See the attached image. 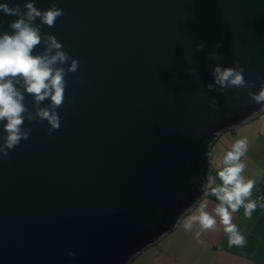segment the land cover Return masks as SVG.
I'll return each mask as SVG.
<instances>
[{
    "label": "water",
    "instance_id": "1",
    "mask_svg": "<svg viewBox=\"0 0 264 264\" xmlns=\"http://www.w3.org/2000/svg\"><path fill=\"white\" fill-rule=\"evenodd\" d=\"M55 3L32 51L53 34L69 53L59 127L25 92L29 135L0 156V264H127L204 194L217 136L263 111L250 91L264 82V0ZM16 18L0 11V32ZM216 64L246 83L221 89Z\"/></svg>",
    "mask_w": 264,
    "mask_h": 264
},
{
    "label": "clouds",
    "instance_id": "2",
    "mask_svg": "<svg viewBox=\"0 0 264 264\" xmlns=\"http://www.w3.org/2000/svg\"><path fill=\"white\" fill-rule=\"evenodd\" d=\"M23 7L21 11L19 6L11 5L8 0H0V11L17 17L9 21L12 31L0 32V127L3 128L0 156H6L8 150L17 145L21 138L29 135L30 130L23 128L25 92L31 94L36 102L48 98L52 107L37 106L36 116L41 120L46 119L49 133L59 127L60 117L56 109L65 98V68L62 65L69 59V53L63 49L62 42L53 34H47L44 37V51H32L42 39L40 28L33 21L39 17L41 23L53 25L62 14V9L56 6L55 0L43 10L36 7L34 0H24ZM202 46V42L196 45L197 48ZM77 68L78 60L71 58L67 70L75 72ZM213 83L221 89L244 85L243 68L239 65L216 64L213 66ZM213 83H208L207 87L212 88ZM17 85H22L23 90ZM250 96L257 102H264V82L256 91H250ZM27 118L31 120L32 113L28 112ZM246 150V138L235 140L224 150L219 161L214 164L215 175L208 176L202 185L205 196L215 197L214 206L209 208L207 199H202L181 218L180 224L185 230L197 226L195 237H200L201 230L212 229L219 224L230 245L244 243V236L233 223L232 215L243 207L247 216L256 207L255 200L246 199L251 195L254 184L252 178L243 174L245 163L241 157ZM69 255L74 256L75 253L70 250Z\"/></svg>",
    "mask_w": 264,
    "mask_h": 264
},
{
    "label": "crops",
    "instance_id": "3",
    "mask_svg": "<svg viewBox=\"0 0 264 264\" xmlns=\"http://www.w3.org/2000/svg\"><path fill=\"white\" fill-rule=\"evenodd\" d=\"M240 138L247 139V150L241 157L245 163L243 174L254 180L251 195L246 199H251L255 192L264 198V109L249 120L217 136L210 147L209 176L215 175L214 164L219 161L224 150ZM202 199H207L209 208L216 202L215 197L211 195L203 194L198 201ZM181 218L172 230L135 254L127 264L264 263V204L262 207L256 204L247 216L243 207L233 213L232 221L244 236L242 245H230L222 225L219 224L215 228L201 230V235L197 238L194 235L197 226L194 225L192 230H185L180 224Z\"/></svg>",
    "mask_w": 264,
    "mask_h": 264
},
{
    "label": "built area",
    "instance_id": "4",
    "mask_svg": "<svg viewBox=\"0 0 264 264\" xmlns=\"http://www.w3.org/2000/svg\"><path fill=\"white\" fill-rule=\"evenodd\" d=\"M251 199L252 200H255L256 201V204L260 207L263 206L264 204V198L258 193V192H255L252 196H251Z\"/></svg>",
    "mask_w": 264,
    "mask_h": 264
}]
</instances>
